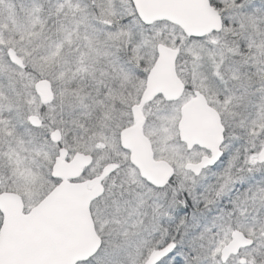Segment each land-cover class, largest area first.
<instances>
[{"label": "snow or ice", "instance_id": "obj_1", "mask_svg": "<svg viewBox=\"0 0 264 264\" xmlns=\"http://www.w3.org/2000/svg\"><path fill=\"white\" fill-rule=\"evenodd\" d=\"M209 2L220 27L199 35L145 22L135 0L7 5L0 194L16 181L34 195L22 219L0 212V264H264V0ZM161 46L182 70L174 99L146 92ZM69 75L82 81V107L65 114L61 105L57 117L59 81ZM40 81L53 94L47 103L35 91ZM201 97L212 110L211 136L181 139L187 107ZM138 127L164 149L163 182L141 175L121 145ZM74 134L92 158L81 175L98 186L88 201L90 232L82 225L87 243L68 262L56 251L71 228L56 167L78 151Z\"/></svg>", "mask_w": 264, "mask_h": 264}, {"label": "water", "instance_id": "obj_2", "mask_svg": "<svg viewBox=\"0 0 264 264\" xmlns=\"http://www.w3.org/2000/svg\"><path fill=\"white\" fill-rule=\"evenodd\" d=\"M135 3L142 19L148 23L166 22L195 35L220 27L218 12L211 6L209 0H135ZM174 59L172 50L161 46L160 56L153 65V72L146 88L148 98L158 91L166 92L173 99L181 95L184 86L177 77ZM35 91L41 103H47L53 98L47 81L38 82ZM211 112L204 97H201L198 103L189 104L187 116L179 126L181 139L198 142L210 138ZM121 145L131 151L129 159L136 165L141 175L157 183L163 182L166 173L170 171L168 163L153 159L150 142L139 127L133 132L123 133ZM90 164V156L75 153L68 162H65L62 156L56 167V174L63 177L61 186L63 205L71 214V228L56 242L57 258L62 261H74L80 248L87 243V233L82 225L87 223V230L89 232L91 230V223L87 220L88 201L96 194L97 188L88 190L86 183H70L79 179L82 171ZM23 210V203L18 195L0 194V212L4 213L6 220L22 219Z\"/></svg>", "mask_w": 264, "mask_h": 264}, {"label": "rangeland", "instance_id": "obj_3", "mask_svg": "<svg viewBox=\"0 0 264 264\" xmlns=\"http://www.w3.org/2000/svg\"><path fill=\"white\" fill-rule=\"evenodd\" d=\"M217 2H219V0H217ZM12 3H18V0H4V4H0V15H8L10 9L7 7V5L8 4H12ZM162 23H166V22H162ZM166 24L171 25L169 23H166ZM92 62L94 64L103 63V61H98L96 56H94L92 58ZM175 67H176V73L178 75V72H180L182 70L177 65ZM77 75H79V73ZM101 75H102V73H101ZM89 79L92 80L91 77H89ZM92 82L99 84V79L92 80ZM182 83H183V81H182ZM59 87H60V89H62V92H59L58 95L56 96V100H57L56 116L57 117L59 116L61 105L64 106L65 114L73 111L74 109H79V108L82 107V104L80 103V100H79V97L84 95V93L82 91V81L77 80L75 76L69 75L67 78L60 79ZM205 96H207V100L208 101H214L215 100V96L214 95H209L208 93H205ZM115 98L117 100L121 99V97H119V96H116ZM75 123L76 122L73 121L69 125V130L74 129ZM146 131H147V128H145L143 130V134L149 140V138L145 135ZM72 141H73V143H72L73 149L74 150L78 149V151H75V153L87 154V150L85 148L84 142L81 141L80 139H78L75 134L72 137ZM149 142H150V145H151V148H152L154 159L157 160V161H159V160L160 161H166L161 155V153L164 151L163 147L160 146V145L155 144L153 141L149 140ZM72 156L73 155L69 156L68 159H71ZM13 175H16L15 171H13ZM88 175H91V172H89ZM17 180H19V176H17ZM79 180H86V178L81 177ZM11 187L14 190H10L8 192H12V193L18 195L21 198L22 202H23V206L34 195L33 192L25 190L23 185L22 184H17L16 181L13 182Z\"/></svg>", "mask_w": 264, "mask_h": 264}, {"label": "flooded vegetation", "instance_id": "obj_4", "mask_svg": "<svg viewBox=\"0 0 264 264\" xmlns=\"http://www.w3.org/2000/svg\"><path fill=\"white\" fill-rule=\"evenodd\" d=\"M177 74V73H176ZM178 76V75H177ZM179 78V77H178ZM180 79V78H179ZM180 81H181V79H180ZM182 82V81H181ZM184 86V85H183ZM143 132V131H142ZM82 154H84V153H82ZM84 155H88V154H84ZM89 156V155H88ZM154 158V157H153ZM70 159H68L67 160V162L69 161ZM166 162V161H165ZM91 164H92V158H91ZM85 170V169H84ZM84 170L82 171V173L84 172ZM82 177V175L80 176V178ZM79 178V179H80ZM76 180L77 182H75V183H86V188L88 189V190H92V189H94V188H97V186H98V182L96 181V180H88V179H86V180ZM5 193H12V192H5ZM14 194V193H13ZM24 207V206H23Z\"/></svg>", "mask_w": 264, "mask_h": 264}]
</instances>
